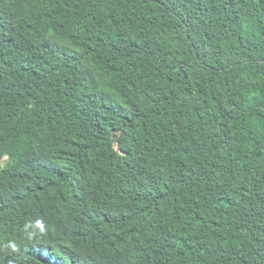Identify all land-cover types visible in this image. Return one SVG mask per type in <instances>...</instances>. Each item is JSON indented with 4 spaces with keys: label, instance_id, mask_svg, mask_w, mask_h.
Returning <instances> with one entry per match:
<instances>
[{
    "label": "trees",
    "instance_id": "16d2710c",
    "mask_svg": "<svg viewBox=\"0 0 264 264\" xmlns=\"http://www.w3.org/2000/svg\"><path fill=\"white\" fill-rule=\"evenodd\" d=\"M0 264H264V0H0Z\"/></svg>",
    "mask_w": 264,
    "mask_h": 264
},
{
    "label": "rangeland",
    "instance_id": "374dc122",
    "mask_svg": "<svg viewBox=\"0 0 264 264\" xmlns=\"http://www.w3.org/2000/svg\"><path fill=\"white\" fill-rule=\"evenodd\" d=\"M7 157L4 158V160H6Z\"/></svg>",
    "mask_w": 264,
    "mask_h": 264
}]
</instances>
